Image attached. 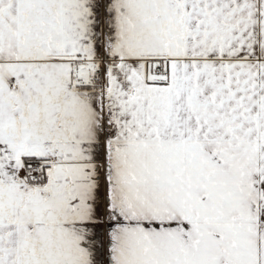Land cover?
Listing matches in <instances>:
<instances>
[{
    "label": "snow or ice",
    "instance_id": "6c2138e0",
    "mask_svg": "<svg viewBox=\"0 0 264 264\" xmlns=\"http://www.w3.org/2000/svg\"><path fill=\"white\" fill-rule=\"evenodd\" d=\"M0 264H264V0H0Z\"/></svg>",
    "mask_w": 264,
    "mask_h": 264
}]
</instances>
